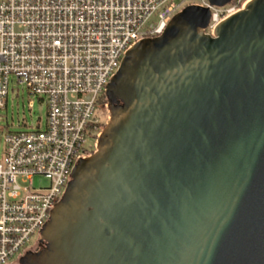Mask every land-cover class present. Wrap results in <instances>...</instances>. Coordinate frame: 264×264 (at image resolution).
Returning <instances> with one entry per match:
<instances>
[{
	"label": "water",
	"instance_id": "water-1",
	"mask_svg": "<svg viewBox=\"0 0 264 264\" xmlns=\"http://www.w3.org/2000/svg\"><path fill=\"white\" fill-rule=\"evenodd\" d=\"M187 5L106 87L109 120L19 264H264V0Z\"/></svg>",
	"mask_w": 264,
	"mask_h": 264
},
{
	"label": "built area",
	"instance_id": "built-area-1",
	"mask_svg": "<svg viewBox=\"0 0 264 264\" xmlns=\"http://www.w3.org/2000/svg\"><path fill=\"white\" fill-rule=\"evenodd\" d=\"M188 1L0 0V109H6L12 81L46 107L43 124L4 135L0 264L37 243L74 166L96 151L101 114L109 120L106 87L124 55L160 36ZM249 1L211 7L205 32L211 35ZM35 178L47 184L35 186Z\"/></svg>",
	"mask_w": 264,
	"mask_h": 264
},
{
	"label": "rangeland",
	"instance_id": "rangeland-1",
	"mask_svg": "<svg viewBox=\"0 0 264 264\" xmlns=\"http://www.w3.org/2000/svg\"><path fill=\"white\" fill-rule=\"evenodd\" d=\"M206 0H189L188 3L195 5L203 4ZM188 4V5H192ZM46 107L43 102L37 98L30 97L24 87L16 85L12 81L9 84V92L7 97L6 109H0V153L3 148V139L6 132L9 131H23L35 129L37 123L43 124L45 121ZM102 123H100L101 131L107 122L104 115H102ZM35 186H45L47 182L43 179L35 178ZM37 236H33L29 245H32ZM17 256L10 264H17Z\"/></svg>",
	"mask_w": 264,
	"mask_h": 264
},
{
	"label": "flooded vegetation",
	"instance_id": "flooded-vegetation-1",
	"mask_svg": "<svg viewBox=\"0 0 264 264\" xmlns=\"http://www.w3.org/2000/svg\"><path fill=\"white\" fill-rule=\"evenodd\" d=\"M106 102H107V105H108V100H107V98H106ZM45 246H46V243H45V242H40V241L38 240L37 243H36L34 246H32L31 248H29V249H27L26 251H24V252L22 253L21 256H23V255H25V254H27V253H36V252H38V251H41ZM21 256H20V257H21ZM20 257H19V258L17 259V261H16L17 264H19V259H20Z\"/></svg>",
	"mask_w": 264,
	"mask_h": 264
},
{
	"label": "trees",
	"instance_id": "trees-1",
	"mask_svg": "<svg viewBox=\"0 0 264 264\" xmlns=\"http://www.w3.org/2000/svg\"><path fill=\"white\" fill-rule=\"evenodd\" d=\"M102 102H105V98L102 99Z\"/></svg>",
	"mask_w": 264,
	"mask_h": 264
}]
</instances>
